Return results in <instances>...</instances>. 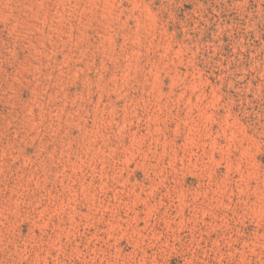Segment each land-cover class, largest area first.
<instances>
[{"label": "rangeland", "instance_id": "1", "mask_svg": "<svg viewBox=\"0 0 264 264\" xmlns=\"http://www.w3.org/2000/svg\"><path fill=\"white\" fill-rule=\"evenodd\" d=\"M0 264H264V0H0Z\"/></svg>", "mask_w": 264, "mask_h": 264}]
</instances>
